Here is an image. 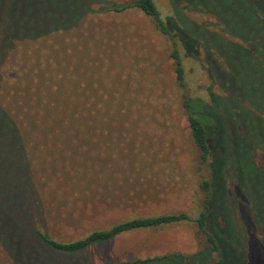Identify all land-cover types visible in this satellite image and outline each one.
<instances>
[{
    "label": "rangeland",
    "instance_id": "obj_1",
    "mask_svg": "<svg viewBox=\"0 0 264 264\" xmlns=\"http://www.w3.org/2000/svg\"><path fill=\"white\" fill-rule=\"evenodd\" d=\"M48 1L55 5L62 4L58 9L59 13H54L55 23L51 24L62 32L55 31L39 40H23L14 45L13 55L6 56L0 67V96L15 90L12 86L15 82L12 79L18 74L23 59L27 64L39 65L41 70L52 74V63L64 62L69 54L77 63L86 53L88 58L84 63L92 65L88 60H96L97 73L105 83H100L98 88H94V81L90 76L83 80V73H76L73 87L55 92L38 79L30 87L22 86L17 94L0 97V108L4 113H20L22 109L24 112L27 110L34 113H44L50 109L83 110L86 103L91 108H96L93 106L95 99L91 95H102L104 111H118L115 112L118 113L115 122L108 114L107 121L119 133L115 132L112 126L110 129L114 133L110 136V141L113 143H92L93 146L89 147L92 166L90 173L94 175L99 171L96 180L101 181L104 177L105 183L91 185L93 198L85 205L70 200L64 206H56V201L61 200L55 193L58 179L51 178L49 174L55 166H59L56 152L62 150L61 147L55 144L38 149L26 147L29 158L33 157L30 164L33 168L31 171L35 189L46 211L40 218H34V215L29 213L33 216L32 219L27 218L28 222L35 223L36 228L47 232L55 240L68 242L85 236L91 230L106 229L130 218L179 213L195 218L203 198L201 184L212 180L208 167L210 163L200 165V152L191 141L187 120L181 107V92L176 84L168 39L137 9L119 15L89 13L75 28L65 31L68 17L66 22H63V12L69 7L78 6L80 2H87ZM108 1L123 5L135 0ZM154 2L162 18L173 16L170 0ZM201 2L204 6H211L223 19V23L227 20L226 26L230 33L259 43L261 50V55L250 65L242 63L235 48H227V51L234 55L230 63L234 62L235 65L234 69L227 61L228 75H219L221 63L213 61L207 55L201 54L197 60L186 57L183 59L186 87L190 95L208 99V89L212 88L219 93L220 88L218 89L217 85L228 83L229 88L231 87L227 91L229 100L236 104V107L238 101L235 98L240 97L238 91H243L244 95L241 97L251 101L252 115H240L235 120L234 132L229 140V143H233L232 150L215 162L220 172L226 160L233 162L234 168L230 172L227 171V174L223 173V177L219 174L220 177L215 182L220 193L221 186L225 185L227 201L230 202L227 205L231 219L229 230L235 231L237 245L239 242L241 245L244 243L240 237L246 238L249 264H264L260 236L261 231L264 239V174H254L249 165L255 148H264V0ZM79 14L80 11L74 9L69 14L70 19L77 18ZM186 14L190 23L204 26L209 32L222 35V30L217 28V22L211 15ZM199 31L202 33L203 30ZM201 35L206 40L205 44L211 45L214 42V38L206 32ZM224 39L235 41L228 36ZM96 46L100 50L99 53L98 50L95 51ZM228 46H231V43ZM223 47L226 46H217L221 51H225ZM88 49L93 52L90 53ZM211 66L213 70H218L217 79L220 84L215 81V74H210ZM240 69L241 75L245 73L243 80L240 79ZM211 80L214 81V86ZM238 81L239 88L235 84ZM76 83L81 86L75 87ZM117 88L126 93L127 100L124 105L120 102L123 101V95ZM115 93L121 95L116 97L118 102L114 103ZM238 98L236 99L241 100ZM130 99L131 104L128 101ZM52 103L53 105H49ZM240 110L239 112H246V109ZM216 125L221 131L219 124ZM35 144L38 146L40 143ZM254 163L260 169L264 166L259 154L255 156ZM86 177L90 179V174ZM5 209L3 212L7 214L12 211L6 206ZM7 226L6 222H0V234L3 235L2 230H6ZM10 230L9 236L12 240V226ZM1 241L0 264H17L13 256L9 255L10 245L5 240ZM28 242L30 249L37 248L38 259L32 264H108L132 257L149 258L165 254L190 256L203 248L194 222L123 234L106 244L97 245L74 256L54 254L39 248L33 241ZM19 249L23 250L21 247ZM28 254L30 252L26 255Z\"/></svg>",
    "mask_w": 264,
    "mask_h": 264
},
{
    "label": "trees",
    "instance_id": "obj_2",
    "mask_svg": "<svg viewBox=\"0 0 264 264\" xmlns=\"http://www.w3.org/2000/svg\"><path fill=\"white\" fill-rule=\"evenodd\" d=\"M201 1L170 0L174 17L162 18L154 0H135L132 3L123 5L107 2V0H85L86 4L80 2L78 6L69 7L67 11L63 12L64 15L62 16L63 20L65 19L62 20L63 22H66L68 17V25L64 27L66 28L65 31H68L75 28L89 13L92 15H119L131 9H137L155 24L160 34L168 39L171 45L170 57L174 65L176 84L181 92V107L187 120L191 141L200 152V165L210 163L208 167L212 180L210 182L204 181L201 184L203 198L197 216L192 218L188 214L179 213L130 218L113 224L106 229L91 230L85 236L73 241L55 240L47 232L36 228L35 223L32 222L31 224V221L28 222L27 220V218L32 219L33 215L34 218L43 217L46 211L35 189L31 171L33 168L30 164L33 157L29 158L26 147L38 149L48 147L51 144L61 147L62 150L56 152L59 166H55L49 174L51 178L57 177L60 180H57V185L55 184L57 189L55 193L61 199L56 201V206L58 208L64 206L70 200L73 203L79 202L85 205L90 201V198L91 201L93 198L91 185H98L99 182H101V185L105 183L104 177L101 178V181L96 180L99 171L98 174L94 173V175L90 173L92 166L89 159L91 151L89 147L93 146L92 143H113L110 141L114 133L110 129L113 125H110L107 121V114L111 115L112 120L115 122L118 118V113L115 112L118 111H104L102 95L95 94L91 96L95 99L93 106L96 108H91L86 103L83 110L50 109L44 113H34L27 110L24 112L22 109L20 113H4L3 109L0 108V222L8 224V228L2 230L3 235L0 234V239L5 240L10 245L11 252L8 254L11 257L13 256L17 264H32L35 263V259H38L36 258L37 248L30 249L28 245L30 242L28 241H33L39 248L54 254L74 256L97 245L106 244L123 234L143 230H157L188 222H194L196 225L200 243L203 246L198 252L190 256L165 254L149 258L132 257L122 262L111 261L108 264H249L247 239L240 237V240L244 243L241 245L239 242L237 245L235 231L231 232L229 230L231 219L228 215L229 207L227 205L230 202L227 201L225 185L221 186L222 192L220 193L215 182L220 177L219 174H227V171L230 172L234 168L232 166L233 162L224 161L220 168L222 172L215 166V162L220 156L225 157V154L230 153V150H232L233 143H229V140L234 132L235 120L240 115L245 117L248 114L252 115L251 101L249 98L241 97V95H244L243 91H238L240 97L236 96V98L241 100L235 98L238 101V107H236V104L229 100L228 83L226 85L220 84L217 79L219 78L217 76L218 70H213L212 66L210 74H215L214 79L220 84H216L218 89L220 88L219 93L210 88L207 90L208 99L190 95L186 87L183 57L197 60V57L201 54L207 55L213 61L221 63V69H219L221 74L219 75H228L226 70V66L228 67L227 61L230 63L233 54L227 51V48H235L242 63L246 62L250 65L261 55V50L259 43H255L242 35L230 33L229 28L226 26L227 20L226 23H223V19L213 11L212 7L209 5L204 6ZM193 3L196 6L193 7ZM61 6L62 4H51L48 0H0V67L6 56L13 55L12 51L17 42L39 40L55 31H57L56 33L58 31L62 32L60 28L51 25L56 21L54 13H59L58 9ZM74 9L80 11V14L77 18L71 20L69 14ZM186 13L211 15L217 22V28L222 30V35L211 33L204 26L190 23L187 20ZM59 21L61 22V19ZM199 30H203L202 33L206 32L212 36L214 42L211 45L205 44L206 40ZM197 31L200 33H196ZM227 36L235 41L225 40L224 38ZM228 42L231 43V46H228L230 44ZM218 44L225 45L226 47L223 48L226 50L221 51V49H218ZM96 50H98V46L95 47ZM92 52L91 50L90 53ZM99 52L100 50H98ZM69 56L62 63H52L54 68L52 74L41 70L39 65L27 64L23 59L18 74L12 79L15 82L12 85L15 90L0 97H9L12 93L17 94L22 86L30 87L38 79L51 91L58 92L62 88L68 90L73 87L76 73H83V80L90 76L94 81V88H98L100 83H105V80L97 73L96 65L98 64H96V60H88L91 61L92 65L88 62L87 64L84 63L88 58L85 53L75 63L74 58ZM230 66L235 69L234 62H231ZM241 71L242 69H240V75ZM244 74L241 75V80H243ZM1 79L0 76V82ZM235 84L238 88L240 87L239 81ZM79 86H81L80 83L75 84V87L78 88ZM212 86H214V81H212ZM120 92L123 95V101L120 102L124 105L127 96L122 90ZM121 93L119 95L115 93L114 103L118 102L116 97H119ZM128 101L130 104L132 103L131 99ZM49 105H53V103ZM240 109H246V112H239ZM217 123L219 128L222 129L221 131L217 129ZM220 124L224 126H220ZM112 129L119 133L117 129H114V126ZM221 140L223 143H221ZM35 143L40 144L37 146ZM234 146L236 148L235 143ZM253 153L249 162L253 173L264 174V166L260 169L254 163L257 154L264 161V148H255ZM87 174H90V179H87ZM5 206L12 211L8 214L3 212L6 210ZM25 213H28V215ZM29 213L33 215L31 216ZM11 226L14 230L12 240L9 236ZM260 236L261 247L264 250V239L261 231ZM1 240L0 242H2ZM239 245L241 246L239 247ZM20 247L23 250H20ZM28 252L30 254L27 256Z\"/></svg>",
    "mask_w": 264,
    "mask_h": 264
}]
</instances>
